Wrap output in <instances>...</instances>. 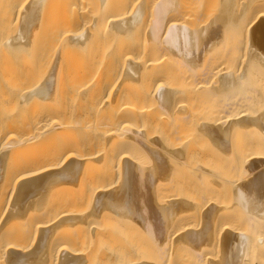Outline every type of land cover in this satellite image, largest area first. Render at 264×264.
I'll return each mask as SVG.
<instances>
[{"label":"bare ground","instance_id":"1","mask_svg":"<svg viewBox=\"0 0 264 264\" xmlns=\"http://www.w3.org/2000/svg\"><path fill=\"white\" fill-rule=\"evenodd\" d=\"M186 1L0 0V264H264V0Z\"/></svg>","mask_w":264,"mask_h":264},{"label":"rangeland","instance_id":"2","mask_svg":"<svg viewBox=\"0 0 264 264\" xmlns=\"http://www.w3.org/2000/svg\"><path fill=\"white\" fill-rule=\"evenodd\" d=\"M188 1H189V2H193V0H192V1H190V0H187V1H186V2H187L186 4H187V6H188V8H189V6L191 7V4H192V3H189ZM199 1H200V0H198V3H199ZM202 1H203V0H202ZM202 1H201V3H202ZM206 1H207V0H206ZM213 1H214V3H213ZM213 1H211V2L213 3V4L211 3L212 5L209 4V3H210V0L207 2V3H208V7H209L210 9H209L208 7H207V8H208V9L210 10V12L213 13V15H214V14H216V12H218V10H219V8H220V7H218V6H220V5H219V4H220V3H219L220 0H216V2H215V0H213ZM188 3H189L190 5H189ZM186 4H185L184 7H187ZM183 5H184V4H183ZM209 5H210V6H209ZM195 6H196V5L192 6V8H194ZM182 7H183V6H182ZM216 7H217V8H216ZM192 8H191V9L189 8V10L191 11ZM211 8H212V9H211ZM184 9H185V8H184ZM184 9H182V10L184 11ZM213 9H214V10H213ZM182 10H181V11H182ZM195 10H196V9H195ZM195 10H194V12H195ZM186 11H188V9H186L184 12H186ZM190 11H188V12H190ZM192 11H193V10H192ZM192 11L190 12V13H191L190 16H193V15H194V14H192ZM207 11H208V10H207ZM184 12H183V14L185 15ZM208 12H209V11H208ZM210 12H209V15H210V17H212L213 15H212ZM214 12H215V13H214ZM188 14H189V13H188ZM188 14H187V12H186V15H188ZM207 14H208V13H207ZM209 15H208V16H209ZM211 15H212V16H211ZM210 17H208V18L211 19ZM11 27L13 28V27H15V26H11ZM5 28L7 29V27H5ZM8 29H9V30H5V29H3L4 32L7 31V32H5L6 35H7V33H8V35H9V34H10V35H11V34L13 35L15 30H14V29H10V27H9ZM0 30H1V29H0ZM12 31H13V32H12ZM4 32L2 31V33H4ZM11 32H12V33H11ZM5 33H4V34H5ZM6 35H5V36H6ZM8 35H7V37L9 38ZM3 36H4V35H3ZM10 37H11V36H10ZM5 63H6V61L4 62V64H5ZM7 63H8V62H7ZM4 64H3V62H2V65L0 64V66L2 67V66H4ZM7 66H9V63H8V65L6 64V67H7ZM6 67L4 66V68H6ZM7 68H8V67H7ZM223 70H225V69H223ZM219 72H220V71H219ZM217 73H218V72H217ZM214 76L216 77V76H218V75L215 73ZM9 106H10V105H9ZM196 182H197V181H196ZM198 183H199V180H198ZM200 183H201V181H200ZM188 199H190V198H188ZM84 207H85V206L83 205L82 208L84 209ZM86 207H87V206H86ZM88 209H90V208H88ZM88 209L85 208L84 211H87ZM180 216H183V215H180ZM180 216H178V217H180ZM186 217H187V216H186ZM175 219H176V221H177L178 218H175ZM184 219H186V218L184 217ZM192 219H193V218H192ZM192 219L189 220V219L187 218V220H189V221H193ZM181 220H182V217H181ZM181 220H180V221H181ZM182 221H184V220H182ZM135 225H136V224H135ZM135 225H134V226H135ZM137 225H139V224H137ZM137 225H136V226H137ZM139 227H140V229H143V231H142L143 233H142L141 231L138 232L139 230H138V231L136 230L137 232H135V231H134L135 228H134L133 231L135 232L136 235H137V233H138V237H137V238H139V237L142 235L141 239H143V236H146L147 234L144 235V232L146 233V231H145V229L143 228V226H140V225H139ZM136 229H138V228H136ZM141 233H142V234H141ZM135 234L133 233V238H134V235H135ZM137 238H135V240H136ZM144 240H145V238H144ZM144 240H143V241H144ZM136 241H137V240H136ZM143 241L139 239L138 242H143ZM74 246H77V245L74 243ZM80 246H83V245H80ZM151 253L153 254V251H152ZM132 256H133V255H131V256L129 255L128 257H125V258H127V259H128L129 257L132 258ZM133 257H134V256H133ZM173 257H175V256H173ZM173 257H171V258H172V259H171L172 262H173V259H174ZM149 258H150V257H149ZM175 259H177V258H175ZM119 264H122V263H119ZM123 264H124V262H123Z\"/></svg>","mask_w":264,"mask_h":264}]
</instances>
